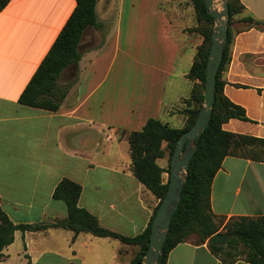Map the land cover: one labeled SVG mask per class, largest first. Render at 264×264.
<instances>
[{
    "label": "crops",
    "instance_id": "obj_1",
    "mask_svg": "<svg viewBox=\"0 0 264 264\" xmlns=\"http://www.w3.org/2000/svg\"><path fill=\"white\" fill-rule=\"evenodd\" d=\"M240 2L244 8L230 25L229 61L220 79L223 94L246 119L230 118L222 127L264 139V25L240 20L264 21V0ZM75 4L10 0L0 11V208L38 209L45 221L64 218L66 207L53 202L52 191L67 177L82 186L80 206L106 228L133 236L147 226L159 199L132 172L128 133L149 118L183 127L194 84L186 74L203 36L193 30L198 22L189 0H97L98 25L83 31L80 59L60 74L68 90L59 108L20 103ZM157 163L165 167L167 156ZM91 174L101 177L87 189ZM210 207L219 233L232 217L263 215L264 161L225 156L211 182ZM91 235L81 232L72 242L67 229L16 230L0 264L20 238L26 264L27 258L31 264H85ZM118 241L116 259L128 264L137 246ZM167 264L223 263L206 242L187 239L170 250Z\"/></svg>",
    "mask_w": 264,
    "mask_h": 264
},
{
    "label": "trees",
    "instance_id": "obj_2",
    "mask_svg": "<svg viewBox=\"0 0 264 264\" xmlns=\"http://www.w3.org/2000/svg\"><path fill=\"white\" fill-rule=\"evenodd\" d=\"M97 0H75V7L58 33L46 55L39 63L32 77L22 90L18 101L50 111H56L67 94V85L59 83L61 72L80 59L79 42L88 26H97L95 4ZM194 7L197 26L193 29L203 36L197 47L192 65L186 77L194 81L190 97L185 99L186 120L181 128H174L156 118H149L138 131L128 133L131 169L134 176L146 189L162 200L169 183V164L176 142L194 122L203 103L206 62L211 44L213 18L208 12L205 0H189ZM10 0H0V11ZM244 8L240 0H228V33L222 61L218 68L215 83V99L208 123L196 141L195 151L187 169L181 198L172 215L170 226L163 243V251L157 264H167V256L177 244L195 233L197 243L206 242L209 250L223 264H233L243 260L249 264H264V214L259 216L232 217L223 226V232L230 239L213 244L209 238L219 230L220 224L210 207V188L215 173L221 167L222 160L228 155L264 161V139L236 134L223 129L222 125L230 118L246 119L244 109L230 101L223 94L224 81L221 72L229 61V45L232 39L230 25L234 15ZM255 26L264 25V21L251 16L242 17ZM167 156V167H161L157 159ZM168 173L164 180L162 173ZM82 191L80 183L64 177L57 182L52 198L65 203L67 215L51 221L36 223H14L9 215L0 208V261L3 249L14 240V232L20 230L40 231L47 228H62L73 232L71 241L81 233H90L98 237H110L124 244L135 245L137 250L128 264H141L147 250L152 220L159 206L155 207L147 226L138 234L126 236L103 226L96 215L79 205ZM28 257L27 255H25ZM30 263V260L28 261Z\"/></svg>",
    "mask_w": 264,
    "mask_h": 264
},
{
    "label": "water",
    "instance_id": "obj_3",
    "mask_svg": "<svg viewBox=\"0 0 264 264\" xmlns=\"http://www.w3.org/2000/svg\"><path fill=\"white\" fill-rule=\"evenodd\" d=\"M214 2L215 0H205L215 26L212 29L211 44L206 62L203 103L193 124L180 135L176 142L169 164L168 187L153 217L149 244L141 264H157L160 258L172 215L181 198L189 162L196 148V141L212 114L216 76L226 44L228 33L226 18L229 15L228 0H221V10L215 7ZM230 237L229 233L216 232L210 236L209 240L213 244H220L229 240Z\"/></svg>",
    "mask_w": 264,
    "mask_h": 264
},
{
    "label": "rangeland",
    "instance_id": "obj_4",
    "mask_svg": "<svg viewBox=\"0 0 264 264\" xmlns=\"http://www.w3.org/2000/svg\"><path fill=\"white\" fill-rule=\"evenodd\" d=\"M215 7L219 10L222 9V2L221 0H215ZM226 18V25L228 29ZM215 26L214 20L212 23V29ZM125 162L121 161V166H125ZM165 167H167V163L165 164ZM168 174V173H167ZM100 178L101 175L97 176H91L88 178L87 182V189H91L94 179ZM53 202L60 203L62 207H66L65 203L63 201H57L53 200ZM2 208V207H1ZM10 217V219L13 222H39L42 220H46L47 216L43 215L41 210L34 209V210H24L19 209L15 210L11 207H7V209H3ZM50 212V210L48 211ZM85 233V232H83ZM88 234V233H87ZM92 243H90L89 247L92 248L91 252H86L83 249V252L85 254V264H121L120 261L116 259L117 256V248L120 245V242L118 240L112 239V238H104V237H98V236H92ZM21 239V238H20ZM19 239V240H20ZM188 239L192 241H196L198 239L197 235L195 233L190 234ZM19 240L17 239L14 244L9 248L10 256L11 258L4 262V264H26V259L22 254L23 247L21 244H19ZM29 258H27V264H28Z\"/></svg>",
    "mask_w": 264,
    "mask_h": 264
}]
</instances>
